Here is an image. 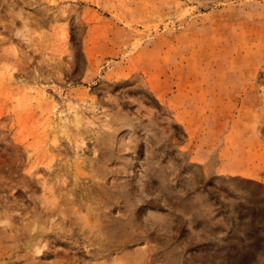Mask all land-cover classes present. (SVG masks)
<instances>
[{"label":"rangeland","instance_id":"obj_1","mask_svg":"<svg viewBox=\"0 0 264 264\" xmlns=\"http://www.w3.org/2000/svg\"><path fill=\"white\" fill-rule=\"evenodd\" d=\"M264 0H0V264H264Z\"/></svg>","mask_w":264,"mask_h":264},{"label":"water","instance_id":"obj_2","mask_svg":"<svg viewBox=\"0 0 264 264\" xmlns=\"http://www.w3.org/2000/svg\"><path fill=\"white\" fill-rule=\"evenodd\" d=\"M242 184L248 189L249 193L245 197L248 201H260L264 204V185L251 181H243Z\"/></svg>","mask_w":264,"mask_h":264}]
</instances>
